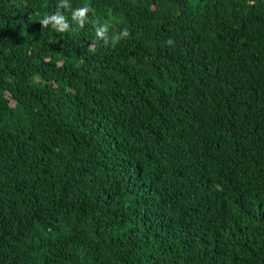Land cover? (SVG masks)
Segmentation results:
<instances>
[{
    "label": "trees",
    "instance_id": "1",
    "mask_svg": "<svg viewBox=\"0 0 264 264\" xmlns=\"http://www.w3.org/2000/svg\"><path fill=\"white\" fill-rule=\"evenodd\" d=\"M58 4L0 0V264H264V0Z\"/></svg>",
    "mask_w": 264,
    "mask_h": 264
},
{
    "label": "clouds",
    "instance_id": "2",
    "mask_svg": "<svg viewBox=\"0 0 264 264\" xmlns=\"http://www.w3.org/2000/svg\"><path fill=\"white\" fill-rule=\"evenodd\" d=\"M69 7L68 0H59V4L57 5V10L53 14H46L40 20V24L42 26H49L55 29L58 32H65L69 30V23L65 18V15L60 12V8L67 9ZM91 12V9L87 4L83 7H79L73 9L71 11V20L75 23V25L79 27H83L84 24L88 21L89 17L87 14ZM95 26V37L97 40H103L105 43L111 39L114 44L117 40L128 37L127 29H121L117 35L112 36L111 38L108 36L109 24L107 22L104 23H96L93 22ZM168 43H172L171 40Z\"/></svg>",
    "mask_w": 264,
    "mask_h": 264
}]
</instances>
